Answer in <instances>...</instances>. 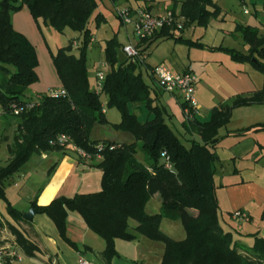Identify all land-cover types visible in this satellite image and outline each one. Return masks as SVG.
Here are the masks:
<instances>
[{
    "label": "trees",
    "instance_id": "1",
    "mask_svg": "<svg viewBox=\"0 0 264 264\" xmlns=\"http://www.w3.org/2000/svg\"><path fill=\"white\" fill-rule=\"evenodd\" d=\"M173 2V12H177L178 6L181 8L184 30L194 24L207 28L221 13L213 0ZM23 7L28 8L36 22L43 20L59 33L67 29L81 33L84 41L79 56L72 53L73 44L52 54L66 94L58 98L44 96L36 108L16 117L18 128L8 148L10 159L0 168V199H6L8 183L33 155L73 147L90 159L95 160L98 156L103 159L96 166L103 171L102 190L73 198H58L43 207L36 203L32 206L38 214L47 215L53 221L62 239L76 251L81 253L80 246L67 237L70 212L79 214L88 228L105 242V250L101 253L104 264H112L117 256V240L135 239L129 231L131 221L136 222L137 233L151 241L164 242L162 264H264L263 238L255 234L254 246L248 247L222 227L215 183L219 130L230 123L235 109L264 105V83L258 92L239 96L230 105L215 107L208 122H201L196 117L186 121L183 129L192 138L188 148L167 124L166 109L155 105L153 87L143 79L140 63L127 59L116 67L121 46L118 40L106 43L105 56L110 72L105 77L102 93L91 88L87 53L93 34L88 26L98 8L96 0H0V103L6 116L15 117L10 111L13 104L23 105L32 100L28 98V90L39 81L36 49L12 23L13 14ZM142 9L151 12L147 6ZM101 19L96 15L98 24ZM171 31L165 28L151 39L142 41V52L148 53L153 44L168 38L190 47H204L182 36L177 38ZM236 31L242 33L244 41L251 47V54L223 47L219 50L229 54L236 63H250L264 77V39L250 26L239 25ZM255 53L262 61L255 58ZM102 94L108 97V106L118 109L122 115L121 122L114 127L129 132L135 139L133 144L92 139L95 125L108 123ZM131 106L146 107L150 116L141 122L131 113ZM256 126L264 130V124ZM62 136L68 138L65 145L58 142ZM139 150L144 154L143 162L137 158ZM163 153L167 158L162 157ZM168 163L171 168L166 167ZM157 194L162 200L161 213L149 215L146 205ZM8 211L16 223H23L33 230V223L24 219V213L10 207ZM262 216L264 218V210ZM164 218L181 222L187 238L175 241L164 235L160 230ZM9 230L22 252L33 258L38 247L15 226L9 225Z\"/></svg>",
    "mask_w": 264,
    "mask_h": 264
},
{
    "label": "rangeland",
    "instance_id": "2",
    "mask_svg": "<svg viewBox=\"0 0 264 264\" xmlns=\"http://www.w3.org/2000/svg\"><path fill=\"white\" fill-rule=\"evenodd\" d=\"M96 1L98 8L88 26L96 42L93 47H90L87 53V66L90 69L89 77L96 81L95 89L97 87V80L94 66L95 63L106 62V43L112 39L118 40L121 44L118 53L121 57L120 59L123 60L126 57L123 52V47L137 46L140 42L134 33V27L132 25H124L119 19L118 13L123 10H129L130 16L133 17L145 6L149 7L150 11L154 7L155 10L163 11V14L168 10L172 11L174 8V0ZM213 1L220 7V15L222 14L225 19L224 22H217L216 19H213L207 28H202L198 24H194L185 27L184 31H171L177 38L182 36L186 40L205 43L207 47H190L184 43H176L173 38L160 39L150 47L145 61L140 64L139 71L143 79L153 87L152 97L155 100L156 94L161 95L160 93L162 91L158 88L156 81L150 76L148 71L160 64L166 65L169 69L177 73L181 72L184 67H191L193 69V65H195V68L199 69L207 65V62L224 60L225 68L227 67L233 71L237 70L238 72H247L252 86H255L256 89L262 88L264 77L250 63L239 64L232 62L229 55L225 52L213 53L209 48L222 46L245 55L251 54V47L244 41L242 33L237 32L236 29L239 25H249L259 32L260 38L264 39V0ZM176 10V13L181 14L180 6ZM245 11H248L249 14H245ZM17 13H21V11ZM96 15H100L102 18L99 24L95 20ZM27 24L32 28L33 35L31 37V43L36 49L39 60V81L32 85L28 92L30 94H37L43 87L52 84L53 76L51 74L53 72L56 73L52 54H55L59 49H66L73 44L72 53L79 56L84 35L69 29L64 33H59L51 26H46L43 20L39 22V26L36 22H32V20H29ZM75 43L77 46H75ZM254 56L256 59L262 61L258 53H255ZM196 62H203V65ZM208 66V74H216L217 68L214 67L215 63H209ZM50 69H53V71H50ZM103 72L107 75L109 70L106 68ZM196 74L198 75V73ZM213 81L215 82V80ZM199 95L204 97L208 105L213 104V99L211 101V94L208 90H202L197 95V98ZM101 101L108 123L97 125L92 136L99 138L101 141L112 139L121 144H133L135 140L129 132L120 131L114 127V125L119 124L122 120L120 111L108 106V97L105 94L101 95ZM156 104L160 107L167 106L163 99L161 101L157 100ZM167 104L169 106H167V112L164 115L167 124L181 141L190 148L192 138L182 128L184 115L182 113L181 103L172 101ZM235 110L230 123L219 130L220 143L215 149L219 156V161L216 163L215 183L218 187L217 197L220 200L221 206L218 213L220 223L225 231L232 232L234 237H237L239 236L236 229L237 225L229 219V211L231 209H228L230 206L226 207L224 200L229 199L234 194L249 200H252V198L260 200L264 193V157L262 158L264 151L261 152L262 154L255 153V155H258L253 156L256 141H264V130L259 129L260 126H256L258 124H264V105L241 107ZM130 111L136 114L141 122H145L150 116L149 111L144 106H131ZM210 114V109L203 105L201 112H199V119L203 121L208 120ZM255 126L256 128H254ZM17 128L18 119L16 117L4 116L0 118V168L7 164L6 162L9 158L8 146L12 144ZM137 158L141 162L144 161V154L141 150H139ZM38 162L41 164L44 160L37 154L33 155L22 171L31 176L35 171V164L37 165ZM237 170L241 171V173H236ZM32 178L31 184L34 186L39 178L33 175ZM240 182L249 183H246L248 185L240 188H233L235 184ZM22 184L23 182L20 183V187H16L13 183L9 184L6 188V199H0V213L10 221H14V219L9 214V207L21 212L29 206L21 190ZM252 203V208L257 211L258 203ZM161 207L162 200L160 197H153L146 205V212L149 215L160 214ZM262 217L261 214L260 217L254 219V222L251 224L252 229H248L247 224L244 225L246 226V230H250V235H245L240 232L242 234L241 237L253 239L249 241L251 247L255 244V234H258V236L264 239V218ZM32 223L38 224L37 228L44 246L48 248L51 254L58 256L60 264H76L79 258L77 251L62 239L55 224L47 215L41 214L37 216ZM136 226V222H130L129 231L135 236L134 240L116 241L115 250L117 256L113 259L112 264H162V256L165 250L164 242L151 241L147 237L137 233ZM160 230L164 235L175 241H182L187 238L186 230L181 222H173L164 218L161 221ZM97 239L101 241L98 236ZM16 245L15 237L12 236L7 225L0 221V246L15 247ZM97 254L95 251L90 253L89 258L91 260H99ZM24 258V264H41L38 259H29V257L27 258L25 256Z\"/></svg>",
    "mask_w": 264,
    "mask_h": 264
},
{
    "label": "crops",
    "instance_id": "3",
    "mask_svg": "<svg viewBox=\"0 0 264 264\" xmlns=\"http://www.w3.org/2000/svg\"><path fill=\"white\" fill-rule=\"evenodd\" d=\"M151 11L153 12L151 13L155 14L156 16L163 15V11L155 10L154 7L152 8ZM29 20H32V22H36L31 16L27 7H23V9L21 10V13H16V14H13L12 16V23H13L14 29L17 32L23 34L25 37H27L28 40L31 42L33 31H32V28L28 26L27 24ZM40 21L42 20H39L38 22H36L38 26H39ZM216 21L224 22L225 19L223 18L221 14L216 19ZM46 26L48 25L46 24ZM243 26H249V25H243ZM95 42L96 40L93 36V42H92L91 47H93ZM201 44L204 45L203 48L207 47L206 46L207 44L205 43H201ZM219 48L220 47L213 46L209 48V50L212 51L213 53L224 52L222 50H219ZM120 58L121 57L119 56V53H118L119 64L116 67H119L120 64L124 63L127 60L126 57L123 60H121ZM230 60L234 62L231 59V57H230ZM196 63L203 65V62H196ZM209 63H215L214 67L217 68L216 74L214 75L208 74L209 73L208 72ZM193 66H194L193 69L191 67H188V68L184 67V69L181 70V72H177V73L171 69L170 70L175 74H180L187 70H191L196 75L198 79V84H197L195 97L200 106L199 112H201L203 105L207 106L211 111L210 118L205 121L199 119V113H198L196 118L201 122L210 121L212 110L215 107H218L219 105H222V104L230 105L232 101L235 100L237 97L249 96L255 92L260 91L263 88V86L261 89H256L255 86L253 87L249 80L247 72H242V71L238 72L237 70L233 71L227 67L225 68L224 60H213L212 62H207V65H204L202 68H199V69H196L195 65ZM229 66L231 67V65ZM94 68L96 69V76H97L98 71L102 69L104 70L107 68L110 72V67L106 62H99L97 64L95 63ZM151 69L150 71H148L149 74L151 72ZM38 70H37V73H38ZM88 70H90L89 67H88ZM50 71H53V69H50ZM196 73H198V75ZM51 75L53 76L52 84L47 87H43L41 90H39L40 92H37V94H30V92H28L27 95L29 99H34L37 96L47 93L53 89H56V90L63 89V86L61 84V81L59 80L57 72L56 73L53 72ZM89 80H90L91 88L95 89L96 81L92 80V78L90 77H89ZM213 80H215V82ZM202 90H208V92L211 94L210 95L211 101L213 99V102H212L213 104L208 105V103L204 100V97L202 95H199V97L197 98V95ZM160 94L161 95L156 94V101L157 100L161 101V99H163V101L166 103L167 106H169V104H167L168 102L171 103L172 101H175V102L177 101L181 103V106H182V100H181L182 98L180 96L178 95L173 96V95L163 93V92ZM155 105H158V104L155 103ZM167 106L163 107L166 109V112H167ZM182 113H183V109H182ZM185 122L186 121L184 117L182 128ZM96 126L97 125H95L94 129L96 128ZM94 129H93V132H94ZM92 139L100 140L99 138H94L93 136H92ZM107 141H113L116 143H120L112 139H107ZM129 143H133V142H129ZM254 147L255 148H254L253 156H257L259 153L262 154L261 152L264 151V141L257 140L256 145ZM255 153H258V154L255 155ZM37 155L41 156L44 162L41 164L38 162L37 165L35 164V171L32 173V175L36 176L39 179H38V182L34 184V186L31 184V180L33 179L32 175L30 176V174L24 173L22 171L25 166L21 169L20 173L15 175L14 178L11 179L10 182L8 183V185L13 183L16 187H20L21 186L20 183L23 182L21 190L26 200L28 201L29 206L26 210L21 211L22 213H27L31 209H34L32 206L33 203H36L38 206L43 207V206L49 205L52 201L58 198H62V197L73 198L76 195L94 194L102 190L103 171L96 167L103 160L101 157H97L95 160L84 159L79 154V152L73 147H68L63 151H55V152L42 153V154H37ZM263 157L264 156H262V158ZM9 159H10V154H9V158L7 162L9 161ZM236 173H241V171L237 170ZM246 183H249V182H246ZM246 183L245 182L237 183L235 184L233 188H240V187L248 185ZM157 196L159 195L157 194L154 197H157ZM218 202L220 206L219 198H218ZM252 202H254V204L258 203L257 211H255L252 208V204H253ZM224 204H226V207L230 206L228 208V209H231L229 211V219L232 222L234 221L231 218V213L235 211H244L248 213L250 215V222L247 223V225L246 224L245 225L248 226V229H252L251 224L254 222V219L260 217V215L262 214V211L264 208V193L262 194V197L260 200H257L254 198H252V200H249V199L243 198L241 196L239 197L238 195L234 194V195H231L229 199L224 200ZM39 215L41 214H37L34 217V219ZM0 221L2 223H5L8 228H9V225H13L16 228H18L25 235L26 238H28L32 243H34L38 247L39 250L33 258L38 259L41 262V264H60L58 256H54L53 254H51L48 248L44 246L42 237L37 228L38 224H33L32 226L33 230H32L30 227H28L27 225L23 223H16L12 220L10 221L9 219H6L5 216L1 213H0ZM246 226H243L241 229L238 228V226H236L239 236L235 237V240L241 242L245 246L251 247L249 241L253 239L243 238L241 237L242 234H240V232H242L245 235H250L251 232H249L250 230H246L245 228ZM67 237L72 242L80 246L81 253L77 251L78 257L82 255L86 257L87 259L91 260L89 258L90 253H93L95 251L98 253L97 257L99 258V260L92 259L91 261L102 262L101 253L105 250V242L100 237L99 238L101 241L97 239V235H95L88 228L83 218L77 213H72V212L69 213V216L67 219ZM16 246L21 250V248L18 245ZM24 256L27 257L25 254ZM163 256H162V259H163ZM29 259H32V258H29Z\"/></svg>",
    "mask_w": 264,
    "mask_h": 264
},
{
    "label": "built area",
    "instance_id": "4",
    "mask_svg": "<svg viewBox=\"0 0 264 264\" xmlns=\"http://www.w3.org/2000/svg\"><path fill=\"white\" fill-rule=\"evenodd\" d=\"M245 14H249L245 11ZM119 19L124 25H132L134 27V33L142 41L151 39L160 30L169 28L172 31H183L185 19L182 15L175 13L171 10L160 16H155L151 12L145 9L139 10L133 17L130 16L129 10H123L118 13ZM137 46L123 47V52L126 58L135 63L142 64L147 56V52H142L143 48ZM75 46L76 43H75ZM151 76L156 81L158 88L163 92L173 96H180L182 98V104L185 105L183 114L185 121L194 120L197 117L200 106L195 97L198 79L196 75L187 70L180 74L173 73L166 65L160 64L151 69ZM106 74L103 70L97 73V87L96 92L101 94L103 91V84ZM66 93L62 90H50L47 93L41 94L36 98L24 103L23 105L13 104L10 108L11 114L15 117L22 115L36 108L44 96H50L58 98L64 96ZM7 115L6 110L0 103V118ZM59 144L65 145L68 142V138L62 136L58 140ZM79 154L84 159H90L91 157L85 154L83 151H79ZM100 157V156H98ZM163 158H167L166 153L162 154ZM167 168H171L170 164L166 165ZM232 220L237 224L238 228H242L245 224L250 222V215L244 211H235L231 214ZM25 258L23 252L17 247H2L0 248V264H24ZM77 264H104L101 262L91 261L84 256H79Z\"/></svg>",
    "mask_w": 264,
    "mask_h": 264
},
{
    "label": "water",
    "instance_id": "5",
    "mask_svg": "<svg viewBox=\"0 0 264 264\" xmlns=\"http://www.w3.org/2000/svg\"><path fill=\"white\" fill-rule=\"evenodd\" d=\"M37 214L38 211L36 209H31L29 212L24 214V219L26 221L32 222Z\"/></svg>",
    "mask_w": 264,
    "mask_h": 264
}]
</instances>
